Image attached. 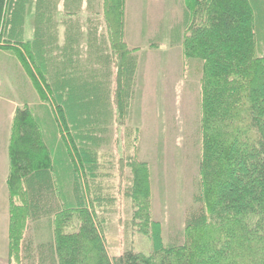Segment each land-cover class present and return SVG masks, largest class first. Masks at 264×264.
Masks as SVG:
<instances>
[{
    "label": "trees",
    "instance_id": "1",
    "mask_svg": "<svg viewBox=\"0 0 264 264\" xmlns=\"http://www.w3.org/2000/svg\"><path fill=\"white\" fill-rule=\"evenodd\" d=\"M33 2V40L25 42L32 0H0V53L27 79L7 147L9 263L264 264V0L176 2L170 46L198 75L199 162L183 229L169 243L152 213L141 132L128 127L140 49L125 40L127 0ZM60 7L70 34L63 45ZM81 19L89 26L82 46ZM113 126L128 147L119 157L106 150ZM114 168L127 174L117 190L131 204L123 228L147 238L148 253L109 254L117 200L104 182Z\"/></svg>",
    "mask_w": 264,
    "mask_h": 264
},
{
    "label": "rangeland",
    "instance_id": "2",
    "mask_svg": "<svg viewBox=\"0 0 264 264\" xmlns=\"http://www.w3.org/2000/svg\"><path fill=\"white\" fill-rule=\"evenodd\" d=\"M177 1L126 2L129 39L140 42L129 44L130 47L140 49V64L132 120L128 127L133 131L139 129L141 132L138 155L151 167L152 213L154 219L161 224L163 238L167 243L172 242L183 229L186 210L192 203L193 194L196 193L194 179H197L199 162L197 139L200 112L199 100L196 98L198 75L193 68L184 71L179 49L170 46L171 29L180 21ZM32 4L28 6L25 40L31 39L32 35ZM160 21L163 24L159 31L161 35L156 34L157 36L152 38L160 48L152 50L149 48L152 40L146 42L150 37L148 28L149 25L155 26ZM141 26L143 34L140 36ZM84 56L86 57V51L80 59L83 60ZM11 62L0 53V130L3 131L0 132V143L6 141V125L12 119L10 114L13 107L19 105L18 100H13L14 103L7 102L5 96L8 93L17 99V90L22 84L18 71ZM122 133L124 130L117 129L116 126H113L109 133L113 144L106 150L114 151L115 157L122 156L128 150L123 143ZM6 170V159L0 157V264H10L9 198L6 183L1 177L5 175ZM107 173L109 176L104 183L117 200L106 231V245L110 256H118L128 250L148 253L151 249L150 241L123 228L125 222L131 219V204L119 196L117 190L124 187L127 174L122 177L115 168Z\"/></svg>",
    "mask_w": 264,
    "mask_h": 264
},
{
    "label": "crops",
    "instance_id": "3",
    "mask_svg": "<svg viewBox=\"0 0 264 264\" xmlns=\"http://www.w3.org/2000/svg\"><path fill=\"white\" fill-rule=\"evenodd\" d=\"M32 4V3H31ZM33 5V11L35 10L34 9V4H32ZM28 11H29V8H28V10H27V14H28ZM61 11V12H60ZM62 11H63V8L62 7H60L59 8V12H60V15H59V17H58V20H59V25H58V28H57V30H56V32H57V37H56V43H58L59 45H63L64 43H66V42H68V38H70V34H69V32H68V30H65V26L64 25H61V17H62ZM128 17V12H126V18ZM150 21V20H149ZM149 25V24H148ZM75 27L77 26V27H79V29H80V33L78 34L79 35V40H77L76 39V42H78L81 46L82 45H86L87 44V42H88V31H89V26H88V22H87V20L86 19H81V21H80V23H79V25H77V24H75L74 25ZM73 26V27H74ZM76 27V28H77ZM155 27V28H154ZM162 27H163V24H162V21H160L157 25H153V26H150L149 25V28H148V30H149V34H150V37H148V39H147V43L148 42H150L151 40H153L152 38L154 37V35H158L159 34V31H160V29H162ZM141 29H142V26L140 27V36L143 34L142 32H141ZM155 29V30H154ZM33 30H34V18H33V23H32V35H31V39H29V40H25V35H26V31H27V22H26V24H25V33H24V40H25V42H28V41H31V40H33L32 38H33ZM156 35V36H157ZM69 36V37H68ZM155 36V37H156ZM125 40H126V42H127V44L129 45V44H131V43H137V42H139L138 40L135 42V40H133V41H130V39H129V24H128V21H126V26H125ZM140 43V42H139ZM130 47V46H129ZM130 48H136V47H130ZM138 48V47H137ZM140 63V62H139ZM18 75H19V77H20V79H22V81H27V79H26V75H24V70H22V68H20L19 70H18V73H17ZM21 75V76H20ZM23 77H24V79H23ZM27 83H29V82H27ZM23 91V89L22 90H20L19 92H17V99H15L14 97H12V96H10V94H6V98L5 99H8V101L7 102H9V103H14V101L13 100H18V106H20V105H22L23 104V102L25 101L24 99H21L20 98V92H22ZM26 91H31V89L29 88L28 90L26 89ZM3 97V96H2ZM4 98V97H3ZM13 101V102H12ZM35 100H33V102H34ZM32 102V103H33ZM0 105H1V101H0ZM17 106V107H18ZM17 107H13V111H12V114H10L11 115V118L13 119V116H14V113H15V111H16V109H17ZM12 119H11V121L6 125V128H5V135L7 134V138H6V141L5 142H3V143H0V157H2V159L4 158V159H6V164H7V170H6V173H5V175H3V176H1L2 177V179H4V183H6V179H7V175H8V156H7V147H8V137H9V133H10V128H11V123H12ZM0 132L1 133H3V131H1L0 130ZM8 219H9V217H8Z\"/></svg>",
    "mask_w": 264,
    "mask_h": 264
}]
</instances>
